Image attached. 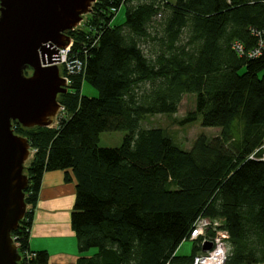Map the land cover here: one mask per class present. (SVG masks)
Instances as JSON below:
<instances>
[{
    "label": "trees",
    "instance_id": "1",
    "mask_svg": "<svg viewBox=\"0 0 264 264\" xmlns=\"http://www.w3.org/2000/svg\"><path fill=\"white\" fill-rule=\"evenodd\" d=\"M122 6L126 20L113 25ZM253 30H264V0L95 2L69 33L85 68L59 97L65 117L50 129L14 126L37 150L26 169L28 211L13 233L21 264L49 263L29 239L43 177L53 171L76 180L79 264H194L204 254L199 242L190 254L178 250L201 217L222 220L224 264H264V161L250 158L264 143V52L247 57L260 41ZM85 83L98 97L82 95ZM188 94L196 108L181 124L201 115L220 136L201 135L183 150L163 130L141 127L147 116L178 113ZM105 132L127 135L119 148H101Z\"/></svg>",
    "mask_w": 264,
    "mask_h": 264
},
{
    "label": "water",
    "instance_id": "2",
    "mask_svg": "<svg viewBox=\"0 0 264 264\" xmlns=\"http://www.w3.org/2000/svg\"><path fill=\"white\" fill-rule=\"evenodd\" d=\"M96 0H0V264H21L12 235L27 213L29 140L15 132L52 128L68 93L55 63ZM28 73H30L28 75ZM213 249L208 242L203 252Z\"/></svg>",
    "mask_w": 264,
    "mask_h": 264
},
{
    "label": "crops",
    "instance_id": "3",
    "mask_svg": "<svg viewBox=\"0 0 264 264\" xmlns=\"http://www.w3.org/2000/svg\"><path fill=\"white\" fill-rule=\"evenodd\" d=\"M65 180V172L45 173L34 214L29 245L31 251H46L48 264H79L83 255L79 252L71 217L76 201V180ZM90 251L85 255L93 256Z\"/></svg>",
    "mask_w": 264,
    "mask_h": 264
},
{
    "label": "rangeland",
    "instance_id": "4",
    "mask_svg": "<svg viewBox=\"0 0 264 264\" xmlns=\"http://www.w3.org/2000/svg\"><path fill=\"white\" fill-rule=\"evenodd\" d=\"M127 6H122L116 13L113 21V25H122L126 20ZM84 17L83 24L86 23ZM160 21V18H157ZM148 49V47H147ZM261 76H264V71L261 72ZM69 89V88H68ZM82 95L88 97H98V92L90 85L85 83L82 88ZM60 99V98H59ZM196 108V96L193 94L185 95L178 113L172 115H155L147 116L141 123L143 129H161L165 134L173 140L175 145L183 150H191L196 140L205 135L209 141L220 136V128H206L202 125V116L199 115L197 120L190 124H181L189 113L195 111ZM64 115V114H63ZM62 115V116H63ZM65 117V115H64ZM240 129V128H239ZM126 132H105L100 136L99 147L101 148H119L124 141ZM36 150V149H35ZM37 152V150H36ZM33 154V153H32ZM34 155L32 156L33 159ZM31 161L27 164L26 169L31 164ZM192 242H185L178 250L180 255L190 254L193 249ZM92 252H97L93 250ZM228 253V249H227Z\"/></svg>",
    "mask_w": 264,
    "mask_h": 264
},
{
    "label": "built area",
    "instance_id": "5",
    "mask_svg": "<svg viewBox=\"0 0 264 264\" xmlns=\"http://www.w3.org/2000/svg\"><path fill=\"white\" fill-rule=\"evenodd\" d=\"M97 1V0H96ZM95 1V2H96ZM84 21V19H83ZM83 21L79 24V26L74 29L77 30L81 28L84 24ZM253 35L260 38V41L254 49L250 50L247 53V57L251 59L259 58L262 56L264 52V39H261L264 36L263 31H252ZM74 42L71 39L70 45L66 49H59L58 54L60 55V62L55 63L61 70V75L64 79H66L67 85L69 87L70 79L72 76L80 75L85 68V62L81 59L77 58V56H72V48ZM233 49L240 55H245V49L240 43H235L233 45ZM63 72V74H62ZM65 109L61 108V112L58 114L55 125L52 128L59 126L61 119L64 118ZM63 115V116H62ZM33 155L36 153L35 149H31ZM260 155V157H258ZM251 159L258 158L264 161V143L250 156ZM28 211V208H27ZM223 223L220 219H210L201 217L196 222L193 231L188 239V242H199L201 247L203 248L206 243L212 242L213 249L208 252H204V254L198 256L194 264H224L227 258V244L226 240L228 239V233L222 229ZM31 233V232H30ZM13 242L18 247V237L13 236Z\"/></svg>",
    "mask_w": 264,
    "mask_h": 264
},
{
    "label": "flooded vegetation",
    "instance_id": "6",
    "mask_svg": "<svg viewBox=\"0 0 264 264\" xmlns=\"http://www.w3.org/2000/svg\"><path fill=\"white\" fill-rule=\"evenodd\" d=\"M30 73H28V75H29Z\"/></svg>",
    "mask_w": 264,
    "mask_h": 264
}]
</instances>
